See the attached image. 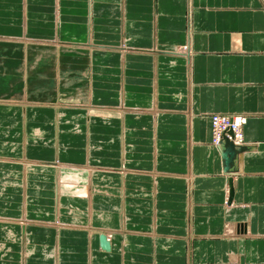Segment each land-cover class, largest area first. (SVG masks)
Wrapping results in <instances>:
<instances>
[{
	"label": "crops",
	"instance_id": "obj_1",
	"mask_svg": "<svg viewBox=\"0 0 264 264\" xmlns=\"http://www.w3.org/2000/svg\"><path fill=\"white\" fill-rule=\"evenodd\" d=\"M0 264H264V0H0Z\"/></svg>",
	"mask_w": 264,
	"mask_h": 264
},
{
	"label": "built area",
	"instance_id": "obj_2",
	"mask_svg": "<svg viewBox=\"0 0 264 264\" xmlns=\"http://www.w3.org/2000/svg\"><path fill=\"white\" fill-rule=\"evenodd\" d=\"M212 145H221L226 139L233 145H239L245 118L239 116L211 115Z\"/></svg>",
	"mask_w": 264,
	"mask_h": 264
},
{
	"label": "water",
	"instance_id": "obj_3",
	"mask_svg": "<svg viewBox=\"0 0 264 264\" xmlns=\"http://www.w3.org/2000/svg\"><path fill=\"white\" fill-rule=\"evenodd\" d=\"M224 144H227L228 147H230V149L234 147V145L230 141H228L226 139L223 141L222 145H224ZM102 240H103L104 246L107 247V242H106L105 237H102Z\"/></svg>",
	"mask_w": 264,
	"mask_h": 264
},
{
	"label": "bare ground",
	"instance_id": "obj_4",
	"mask_svg": "<svg viewBox=\"0 0 264 264\" xmlns=\"http://www.w3.org/2000/svg\"><path fill=\"white\" fill-rule=\"evenodd\" d=\"M211 122V121H210ZM235 147H238V146H236V145H234Z\"/></svg>",
	"mask_w": 264,
	"mask_h": 264
},
{
	"label": "rangeland",
	"instance_id": "obj_5",
	"mask_svg": "<svg viewBox=\"0 0 264 264\" xmlns=\"http://www.w3.org/2000/svg\"><path fill=\"white\" fill-rule=\"evenodd\" d=\"M225 116H227V115H225ZM231 117V116H230Z\"/></svg>",
	"mask_w": 264,
	"mask_h": 264
}]
</instances>
